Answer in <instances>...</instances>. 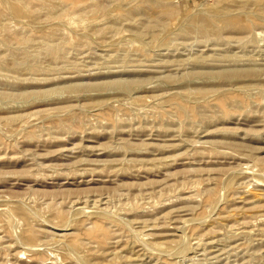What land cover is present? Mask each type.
Listing matches in <instances>:
<instances>
[{
  "label": "rangeland",
  "instance_id": "374dc122",
  "mask_svg": "<svg viewBox=\"0 0 264 264\" xmlns=\"http://www.w3.org/2000/svg\"><path fill=\"white\" fill-rule=\"evenodd\" d=\"M0 264H264V0H0Z\"/></svg>",
  "mask_w": 264,
  "mask_h": 264
}]
</instances>
